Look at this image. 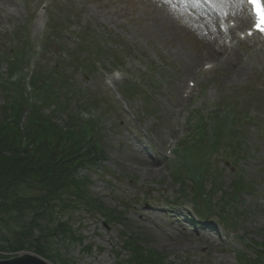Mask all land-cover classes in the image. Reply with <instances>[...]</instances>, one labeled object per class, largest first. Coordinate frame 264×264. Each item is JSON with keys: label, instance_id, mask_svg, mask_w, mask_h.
Wrapping results in <instances>:
<instances>
[{"label": "rangeland", "instance_id": "obj_1", "mask_svg": "<svg viewBox=\"0 0 264 264\" xmlns=\"http://www.w3.org/2000/svg\"><path fill=\"white\" fill-rule=\"evenodd\" d=\"M44 1L0 0V71L9 76L10 61L21 60L22 75L31 70L30 61L45 72L42 78H49L56 65L72 75L62 90L68 92L69 107L55 117L63 125L96 97L104 101L88 109L100 124L104 157L97 167L79 173L90 178L93 198L123 214L120 223H111L95 208L81 209L72 216L79 240L53 236L47 259L55 264H122L131 257L126 241L133 237L147 250L162 252L170 264H254L248 259L254 257L255 245L264 243V43L260 51L239 44L240 66L251 64L244 74H235L232 59L204 71L203 65L220 58L213 52L218 38L208 36L209 15L200 6L211 9L216 28L218 16L232 15L215 7L214 0H174L175 10L164 0H49L50 8L40 13ZM51 14L57 18L53 26L59 41L47 42L38 61L35 51L41 54ZM80 27L83 32L77 31ZM9 41L15 48L9 50ZM64 49L72 60L61 57ZM94 61L101 65L96 68ZM105 72L111 88L104 82ZM135 80L136 93L127 106L119 91L125 81ZM11 92L16 91L0 86V121ZM52 109L54 104L45 107L47 113ZM218 109L225 116L216 114L217 123L221 117L234 118L241 150L224 153L227 139L210 157L201 192L212 193V209L203 216L193 204L194 173L177 176V154H169L166 145L175 141L179 147L192 130L189 120ZM186 139L190 144L195 138ZM182 178L183 185L178 182ZM239 182L248 183L249 191L236 194ZM30 219L31 214L8 217V225L0 219V242L14 241ZM39 233L35 228L33 238ZM35 244L43 246V240L27 242L24 252L34 253Z\"/></svg>", "mask_w": 264, "mask_h": 264}, {"label": "trees", "instance_id": "obj_2", "mask_svg": "<svg viewBox=\"0 0 264 264\" xmlns=\"http://www.w3.org/2000/svg\"><path fill=\"white\" fill-rule=\"evenodd\" d=\"M52 42L49 40L48 44L51 46ZM21 64V60L10 61L11 74L18 71ZM54 70L59 71V67H53L52 72L56 73ZM51 73L46 78L48 81L42 78L45 74L42 70L34 76V102H29L25 97L20 82L2 80L0 83V86H12L17 91L7 95L6 104L2 106L4 119L0 121V219L8 225V217L22 219L26 214H31L30 221L21 228L20 236L8 241L7 245L0 242V250L21 252L26 250L24 245L27 242L41 243L42 239L43 246L35 244L34 252L46 258L49 257L47 243L53 236L62 235L72 241L79 240V235L72 228V216L81 209H96L106 216L105 221L111 223H120L123 218L121 212L104 208L99 200L92 197L89 191L90 178L79 173L80 170L97 167L104 157L98 119L85 121L76 116L71 117L65 125L59 123L56 114L69 107L68 92L62 94V90L72 80V75H62L61 72L63 77L59 75L54 78ZM125 85L126 96L130 97L135 85L129 82ZM80 91L84 93L86 89L81 88ZM103 103L100 97H96L91 106L97 107ZM49 104H54L56 109L47 113L45 107ZM27 109L30 113L25 116ZM233 121L234 118L222 117L213 139L208 136L204 123L200 122L193 145L186 146L177 156V176L181 175V171H187L193 172L196 177L193 196L203 216L212 209V193L201 192L202 177L207 174L205 169L208 168L210 157L224 147L227 139L230 144H236L231 146L228 143L224 153L231 156L233 151L241 150L238 146L241 132L234 127ZM184 181V178L178 180L182 185ZM249 186L248 183H236V194L249 191ZM66 215L67 219L62 220L61 217ZM35 228L40 230L37 240L33 238ZM135 239L128 237L126 245L131 257L123 260L122 264H170L162 252L147 250ZM247 254L241 253L240 260L243 261ZM254 254L248 260L254 264H264V251H255ZM0 257L4 256L0 254Z\"/></svg>", "mask_w": 264, "mask_h": 264}, {"label": "bare ground", "instance_id": "obj_3", "mask_svg": "<svg viewBox=\"0 0 264 264\" xmlns=\"http://www.w3.org/2000/svg\"><path fill=\"white\" fill-rule=\"evenodd\" d=\"M215 7H218V9L224 11V10H228V11H232V14H234L236 17V20H240L239 24L237 27H244V24H246L247 22H249L250 20V15L248 14V10L245 7L246 5L241 2L238 1H234V0H214ZM233 3V4H232ZM211 6V5H210ZM201 7V11L203 12L204 15L208 14V22H207V30H208V36L210 37H220L221 39H223L224 41L221 42V40L217 41L216 39L213 42V52H217V54L219 55V51L220 49H225L228 51V57H225L227 59H232V61H234V63L236 64V67L234 69V72L236 75H240V74H244L246 72H248V69L251 67L250 63H246L245 65H241L240 66V59L239 58V51L236 49V42L233 45H230L227 43L226 40V36H225V32L222 31L221 29H219V26L216 28L214 27L212 21H211V9L208 6H200ZM211 14V15H210ZM235 26H230L227 29L228 32V36L230 37L231 35H233V33H235ZM217 33V34H216ZM258 48V47H256ZM219 57V56H218ZM147 172L151 173L153 172L151 170L150 167L147 168ZM210 228V227H209Z\"/></svg>", "mask_w": 264, "mask_h": 264}, {"label": "water", "instance_id": "obj_4", "mask_svg": "<svg viewBox=\"0 0 264 264\" xmlns=\"http://www.w3.org/2000/svg\"><path fill=\"white\" fill-rule=\"evenodd\" d=\"M0 264H55L47 260L45 257L27 251L22 254L11 256L9 258L0 259Z\"/></svg>", "mask_w": 264, "mask_h": 264}, {"label": "snow or ice", "instance_id": "obj_5", "mask_svg": "<svg viewBox=\"0 0 264 264\" xmlns=\"http://www.w3.org/2000/svg\"><path fill=\"white\" fill-rule=\"evenodd\" d=\"M186 2V0H185ZM244 0H241V3H243ZM249 4H252L255 9V14L258 18V23L256 25L257 29L261 32H264V4L261 3V0H247ZM165 4L171 5L172 9L175 10L176 3L174 0H164ZM251 34V33H249Z\"/></svg>", "mask_w": 264, "mask_h": 264}]
</instances>
